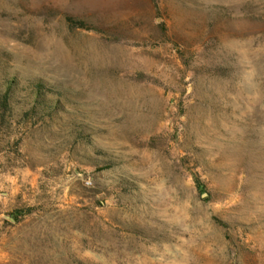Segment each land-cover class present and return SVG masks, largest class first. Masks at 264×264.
<instances>
[{
    "label": "rangeland",
    "instance_id": "rangeland-1",
    "mask_svg": "<svg viewBox=\"0 0 264 264\" xmlns=\"http://www.w3.org/2000/svg\"><path fill=\"white\" fill-rule=\"evenodd\" d=\"M0 264H264V0H0Z\"/></svg>",
    "mask_w": 264,
    "mask_h": 264
},
{
    "label": "trees",
    "instance_id": "trees-1",
    "mask_svg": "<svg viewBox=\"0 0 264 264\" xmlns=\"http://www.w3.org/2000/svg\"><path fill=\"white\" fill-rule=\"evenodd\" d=\"M37 88L40 90L41 89V84H37ZM198 186L201 187L200 184Z\"/></svg>",
    "mask_w": 264,
    "mask_h": 264
},
{
    "label": "water",
    "instance_id": "water-1",
    "mask_svg": "<svg viewBox=\"0 0 264 264\" xmlns=\"http://www.w3.org/2000/svg\"><path fill=\"white\" fill-rule=\"evenodd\" d=\"M12 220H14V218L10 217Z\"/></svg>",
    "mask_w": 264,
    "mask_h": 264
}]
</instances>
